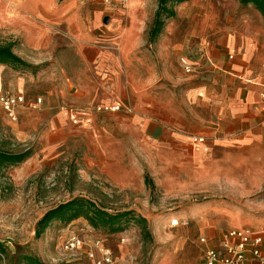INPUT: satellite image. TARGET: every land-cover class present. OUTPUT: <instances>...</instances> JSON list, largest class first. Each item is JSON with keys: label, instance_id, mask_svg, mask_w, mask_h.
<instances>
[{"label": "rangeland", "instance_id": "obj_1", "mask_svg": "<svg viewBox=\"0 0 264 264\" xmlns=\"http://www.w3.org/2000/svg\"><path fill=\"white\" fill-rule=\"evenodd\" d=\"M83 1L112 7L117 16L112 18L111 32L116 34L135 20L130 13L133 5L141 31L151 29L158 3L0 0V46L15 43L14 52L30 65H0L5 92H13L23 78L25 88L43 98L49 51L63 55L68 66L77 67L72 34L82 29L80 24L85 21L81 16L92 15V10L74 9ZM174 11L176 16L165 21L155 43L163 37L168 66L182 73L179 57L183 54L173 51L187 37L239 36L248 17L259 18L255 9L238 0H188L175 5ZM63 15L67 20L58 30L66 37L54 30ZM105 23L109 25L111 18ZM148 29L147 46L153 48ZM99 35L106 33L97 29L93 36ZM65 108L75 110L72 105ZM52 118L54 123H49ZM52 118L28 117L25 126L21 119L10 122L0 111V149L31 151L26 161L8 167L0 177V241L8 247L0 264H19L25 256L36 257L43 264H85V258L78 260L62 249L73 233L85 241L104 240L118 264H203L200 239L209 238L208 232H214L210 237H218L231 228L264 230V161L235 164L229 171L231 179L221 181L215 176L222 174L219 170H211L208 176L203 171L202 176L180 156L172 153L162 158L158 145H149L137 127L134 138H127L130 133L120 129L123 119L119 117H79L76 124L71 117ZM22 125L25 127L20 129ZM76 197L91 199L110 213L130 211L135 217H144L150 234H144L136 219L124 231L111 233L96 230L80 218L68 224L55 221L37 238V223L45 213Z\"/></svg>", "mask_w": 264, "mask_h": 264}, {"label": "crops", "instance_id": "obj_2", "mask_svg": "<svg viewBox=\"0 0 264 264\" xmlns=\"http://www.w3.org/2000/svg\"><path fill=\"white\" fill-rule=\"evenodd\" d=\"M74 9L92 10L91 18L75 14L85 21L80 27L91 32L80 29L72 34L77 67L68 66L63 55L49 51L46 95L41 98L29 92L23 78L11 92L26 96L25 106L19 110V120L25 126L28 117H71L74 113L79 122V117H119L123 119L120 129L130 133L127 138H134L137 127L149 145H158L162 158L172 153L180 156L202 176L203 171L208 176L211 170H219L222 174L215 176L221 181L231 179L229 171L235 164L264 161V20L258 11L259 18L248 17L241 25L239 36L224 34L212 39L193 34L175 47L173 53L183 54L179 57L183 75L168 66L163 37L155 43L149 36V42L155 44L148 48V28L141 31L136 5L130 9L135 20L117 34L111 32L116 13L109 5L83 1ZM58 20L61 22L54 30L64 36L58 29L67 19L63 15ZM97 29L106 35L94 37ZM181 58L190 62L193 72L184 71ZM1 86L6 91L3 81ZM38 98L41 103H37ZM69 105L75 110H67ZM105 105H120L122 109L96 111ZM196 137L205 140L194 142ZM224 233L210 237L214 236L210 231L209 238L201 237L203 264L207 249L224 252ZM247 264L257 262L249 256Z\"/></svg>", "mask_w": 264, "mask_h": 264}, {"label": "trees", "instance_id": "obj_3", "mask_svg": "<svg viewBox=\"0 0 264 264\" xmlns=\"http://www.w3.org/2000/svg\"><path fill=\"white\" fill-rule=\"evenodd\" d=\"M63 1V0H58ZM188 0H158L154 21L149 31L150 40L154 41L161 34L165 21L173 19L176 14L175 5ZM242 6H250L260 13L264 20V0H238ZM16 44L9 43L0 46V65L13 68H28L30 65L14 52ZM11 145V144H10ZM31 156L30 150L15 151L0 149V177L8 167L23 163ZM83 218L94 229H105L111 233H119L125 230L128 223L136 219L143 228L144 234L149 235L147 220L144 217H135L130 211L110 213L106 208L95 201L83 197H76L50 209L38 221L36 237H41L46 230L57 221L68 224L74 220ZM8 255V247L0 241V262ZM24 264H43L36 257L25 256L21 258ZM21 261L19 262L22 263ZM14 264V263H11Z\"/></svg>", "mask_w": 264, "mask_h": 264}, {"label": "built area", "instance_id": "obj_4", "mask_svg": "<svg viewBox=\"0 0 264 264\" xmlns=\"http://www.w3.org/2000/svg\"><path fill=\"white\" fill-rule=\"evenodd\" d=\"M129 2L130 0H119ZM181 64L186 73L193 72V66L186 58H181ZM26 96L23 92H5L0 80V108L10 122L19 120V110L25 106ZM41 103V99H37ZM122 107L120 105L98 106L97 112H117ZM71 120L76 124L77 116L72 113ZM204 138H193L194 142H204ZM205 242V239H202ZM264 230L253 228H231L222 237L221 246L224 252L209 248L205 252V264H247L248 257L251 256L257 264H264ZM62 249L78 260L85 258V264H118L112 249L102 239L85 241L79 235L72 234L64 241Z\"/></svg>", "mask_w": 264, "mask_h": 264}]
</instances>
